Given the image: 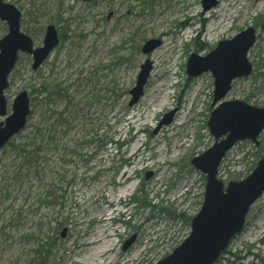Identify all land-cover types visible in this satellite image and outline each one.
Returning <instances> with one entry per match:
<instances>
[{
    "label": "rangeland",
    "instance_id": "obj_1",
    "mask_svg": "<svg viewBox=\"0 0 264 264\" xmlns=\"http://www.w3.org/2000/svg\"><path fill=\"white\" fill-rule=\"evenodd\" d=\"M4 1L21 11V29L28 28L36 46L50 22L66 33L36 71L30 68V57L21 56L5 91L9 112L19 92L26 90L32 98L33 85L53 73L70 86L73 100L48 107L40 96L31 101L32 114L26 128L13 138L15 143L43 119L46 127L51 125L53 111L76 105L73 114L64 115L67 125L55 127L50 134L55 146H50L45 177L65 176L61 190L67 201L58 202L50 213L61 212L56 220L64 224L52 229L54 246L41 264H155L189 234L190 222L185 220L198 212L205 185L203 173L190 161L214 141L206 124L217 106H211L213 77L209 71L187 75V59L191 54L205 56L220 40L252 27L256 41L247 54L252 73L234 79L223 100L264 107V77L259 75L264 72L260 68L264 65V0H219L205 12L201 0ZM4 33L0 28V37ZM149 39L160 40V45L143 53L142 45ZM147 59L151 68L144 93L128 107V91ZM122 89L127 92L117 100ZM166 92L170 98L158 106ZM170 113V122L159 127ZM92 137L95 142L78 148V155L70 152L75 143ZM105 138L126 143L116 148L109 141L97 142ZM259 141L264 148V131ZM257 149L250 141L236 143L222 160L218 178L226 183L236 174H245L259 159ZM13 156L7 145L0 151V176L4 168L11 169ZM2 177L7 178L0 182V264H29L32 244L21 235L33 225L27 213L36 207L41 189L30 180ZM16 210L21 212L19 218L10 215ZM63 228L66 234L61 237ZM133 235L135 241L123 251V243ZM261 238L264 194L215 264H264ZM103 242L110 245L107 251L95 255L94 248Z\"/></svg>",
    "mask_w": 264,
    "mask_h": 264
},
{
    "label": "water",
    "instance_id": "obj_2",
    "mask_svg": "<svg viewBox=\"0 0 264 264\" xmlns=\"http://www.w3.org/2000/svg\"><path fill=\"white\" fill-rule=\"evenodd\" d=\"M218 2L201 0L203 11L211 9ZM20 16L15 5L0 0V20L7 25V33L0 38V117L7 113L4 90L8 86V75L14 68L18 52L32 56L31 68L35 70L58 44L56 28L48 24L42 46L33 48L30 36L20 30ZM254 40V29L248 27L231 39L219 41L205 56L191 54L187 60V75L197 76L209 71L213 77L211 105L219 104L211 111L207 127L214 143L191 160L193 167L205 174V189L201 207L190 220L189 235L155 264H214L231 239L242 230L250 207L264 193V152L245 178L226 184L217 178L218 167L226 152L237 141L249 140L258 145V136L264 129V107L253 106L243 100H223L231 88L232 80L247 76L252 71L247 53ZM159 45L160 40L149 39L143 44L142 52L153 51ZM150 68L148 59L139 66L135 84L129 90V107L143 95ZM30 112V100L23 90L15 96L11 113L0 121V150L14 135L24 130ZM170 119L171 113L165 115L159 127L169 123ZM65 234L66 229L63 228L61 237ZM135 238L133 235L126 240L122 250L125 251Z\"/></svg>",
    "mask_w": 264,
    "mask_h": 264
},
{
    "label": "trees",
    "instance_id": "obj_3",
    "mask_svg": "<svg viewBox=\"0 0 264 264\" xmlns=\"http://www.w3.org/2000/svg\"><path fill=\"white\" fill-rule=\"evenodd\" d=\"M0 28L5 29L4 24L0 23ZM27 31L28 28H25ZM39 33H42V29L38 30ZM61 36L65 38V34L61 33ZM261 68V67H260ZM261 77H264V72L260 73ZM34 89L31 90L32 101L43 100L44 105L48 107V105L64 100L68 103H71L72 97L69 95V85H64L57 78L51 79L50 81L47 78L40 79L33 85ZM120 89V88H119ZM126 89H122L121 93L117 95L120 98V95L125 94ZM126 108V107H125ZM62 112L53 111L52 114V124L46 127V122L44 119L41 123L32 127L31 131L25 138L18 142H10L8 147L11 152H13V161L11 165V169L4 168L3 175L0 176V182L7 177L2 176H14V180H30L37 183V186L41 189V191L36 196V207L31 209L27 215L29 214L33 219V225L27 230L25 233L21 235V237L26 241L32 244L31 254L32 258L29 264H41L43 260L49 257L50 251L54 246L53 239L51 237L52 229L62 227L64 222H59L56 220V216H59L61 212H56L55 216H52L50 213H54L56 204H62V202H66V192L61 190L62 184L64 183V175L56 174V178H47L45 177V171L48 166V153L52 149L51 145L55 146V140L50 135L54 133L55 127H60L62 124L67 123L66 118L63 117ZM50 135V136H49ZM49 136V137H48ZM117 148H120L123 143L118 140L110 139ZM94 141V138H90L89 141L82 142V148L86 145H89ZM97 142L103 144L104 141L102 139H98ZM79 144V143H78ZM78 144L70 149V152L74 155L77 154ZM81 145V144H79ZM262 151V146L257 149L255 156L257 158L260 157V153ZM125 161H122L121 164H124ZM256 161L252 162L250 167L247 169L244 174H236L231 179H240L247 175V173L255 166ZM122 165H119L120 168ZM117 173V169L115 170ZM60 192V193H58ZM135 199V198H133ZM134 201V200H133ZM6 208L5 210H7ZM10 209V208H9ZM8 209V210H9ZM11 211H14L11 208ZM10 215L14 213L16 218L21 216V212L16 210L15 212H11ZM49 213V214H48ZM182 216V215H180ZM11 220V219H10ZM9 220V221H10ZM190 218L185 220L189 222ZM53 223V225H52ZM54 226V227H52ZM235 256L237 259V255Z\"/></svg>",
    "mask_w": 264,
    "mask_h": 264
},
{
    "label": "bare ground",
    "instance_id": "obj_4",
    "mask_svg": "<svg viewBox=\"0 0 264 264\" xmlns=\"http://www.w3.org/2000/svg\"><path fill=\"white\" fill-rule=\"evenodd\" d=\"M220 23H222V21L220 22ZM166 46V45H165ZM167 80L164 82L165 84H167ZM170 98V94L169 93H165V95H164V98H162L160 101H159V104H158V106H161V105H163L164 104V102H165V100H167V99H169ZM153 111H155V108H153ZM109 243H101V244H98V245H96V247L94 248L95 249V252H94V254L96 255V254H98V253H104L105 251H107V246H110V245H108ZM83 245L85 246L86 244L85 243H83ZM92 260L94 261V259L92 258Z\"/></svg>",
    "mask_w": 264,
    "mask_h": 264
}]
</instances>
